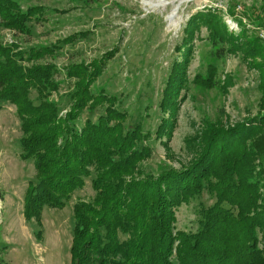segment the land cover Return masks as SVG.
<instances>
[{
    "label": "trees",
    "instance_id": "1",
    "mask_svg": "<svg viewBox=\"0 0 264 264\" xmlns=\"http://www.w3.org/2000/svg\"><path fill=\"white\" fill-rule=\"evenodd\" d=\"M236 5L227 4L225 12L236 21L237 32L212 6L202 7L185 23L175 47L180 56L172 62L157 102L154 139L170 150L186 98L180 91L187 88L192 40L202 26L213 61L191 83L226 91L233 77L218 78L215 61L226 54L240 56L258 71V110L230 124L204 121L198 133L185 138L191 153L187 163L157 172L142 168L151 155L144 142L152 132H144L141 120L127 124L129 113L118 107L117 95L96 84L118 46L63 65L70 84L61 107L50 98L60 88L55 79L59 68L45 59L86 32L44 45L0 41V101L15 106L19 155L35 171L24 192L23 218L40 227L43 207L63 208L90 177L93 196L72 205L69 264H264V40L257 32L264 25V0L241 3L239 12ZM44 10L0 0V29L29 35L30 23L39 21ZM151 107L141 113L150 116ZM203 192L213 201L198 202L195 229L177 228L176 210ZM35 236L41 238L40 228ZM0 264H10L1 251Z\"/></svg>",
    "mask_w": 264,
    "mask_h": 264
},
{
    "label": "rangeland",
    "instance_id": "2",
    "mask_svg": "<svg viewBox=\"0 0 264 264\" xmlns=\"http://www.w3.org/2000/svg\"><path fill=\"white\" fill-rule=\"evenodd\" d=\"M18 1L23 9L42 5L45 8L43 17L30 23L29 35L1 28L0 41L3 43L17 41L23 47L44 45L72 33L86 32L75 43L64 45L55 56L45 59L59 68L55 79L60 80V88L50 96L58 106L66 105L64 94L70 84L65 78L63 65L88 61L118 46V52L108 60L96 84L117 95L118 107L129 113L127 124L141 120L144 132H152L144 142L151 148L150 157L142 163V168L147 171L185 165L191 156L185 138L198 133L204 121L230 124L258 110V71L249 67L240 56L226 54L215 61L218 78L222 80L224 74L233 77L234 84L226 91L218 86L207 88L191 83L194 74L204 73L207 63L213 61L207 31L202 26L192 40V56L186 69L187 88L180 91V97L185 94L186 98L180 103L169 141L170 150L154 139L158 122L157 102L171 64L180 56L175 47L183 37L185 23L191 14L204 6L216 7L222 12L229 30L237 32L236 21L225 12L227 4L236 2L235 10L239 12L241 3L249 5L254 0H169L163 7L160 0ZM149 105L152 106L151 117L142 114ZM99 112L97 110L95 114ZM20 135L15 106L0 101L1 254L10 264H69L72 205L78 199L88 200L93 196L90 177L85 178L84 186L72 194L63 208L43 207L40 227L34 220L26 221L22 215L23 196L35 171L32 163L19 155ZM212 201L213 198L203 192L190 204H182L176 210V227L194 230V210L198 202L208 204ZM39 228L40 239L35 236Z\"/></svg>",
    "mask_w": 264,
    "mask_h": 264
},
{
    "label": "built area",
    "instance_id": "3",
    "mask_svg": "<svg viewBox=\"0 0 264 264\" xmlns=\"http://www.w3.org/2000/svg\"><path fill=\"white\" fill-rule=\"evenodd\" d=\"M259 37L264 40V25L260 26L257 30Z\"/></svg>",
    "mask_w": 264,
    "mask_h": 264
},
{
    "label": "clouds",
    "instance_id": "4",
    "mask_svg": "<svg viewBox=\"0 0 264 264\" xmlns=\"http://www.w3.org/2000/svg\"><path fill=\"white\" fill-rule=\"evenodd\" d=\"M168 2H169V0H160V5L163 7V6L167 5Z\"/></svg>",
    "mask_w": 264,
    "mask_h": 264
}]
</instances>
